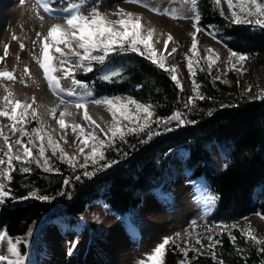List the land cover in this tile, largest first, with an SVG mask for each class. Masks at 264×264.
Wrapping results in <instances>:
<instances>
[{
    "label": "trees",
    "instance_id": "1",
    "mask_svg": "<svg viewBox=\"0 0 264 264\" xmlns=\"http://www.w3.org/2000/svg\"><path fill=\"white\" fill-rule=\"evenodd\" d=\"M220 9L221 4L216 7L213 0H196L194 14L200 17L196 26L248 59L240 68L229 67L220 74L206 64L197 65L193 80L204 99L193 94L189 97L195 102L187 107L186 91H181L168 71L138 52H111L103 63L93 61L91 72L74 71V78L90 88L92 98L127 95L151 104L153 120L180 112L183 123H152L153 134L142 132L126 136V142L117 140L105 150V160L99 165L89 163L86 169L80 167L85 162L78 161L71 167L53 156L50 148L45 152L48 171L43 160L39 166L14 161L12 179L6 183L10 195L0 202V232L14 242L19 239L22 254L34 243L42 225L67 214H84L92 203L100 202L115 216L124 217L142 204L145 193L169 194L176 178L172 155L183 148L186 180L197 184L208 200L206 225L220 223L224 228L211 235L219 241L214 249L210 251L209 245L204 251L190 247L187 249L196 251L189 250L187 258L181 251L185 248L174 239L165 247L162 264H264V252L235 225L253 213L264 217V29L235 24ZM27 127L42 125L30 120ZM213 144L223 155V167L215 162ZM106 163L110 166L102 167ZM21 167L30 171L23 172ZM85 171L90 175H84ZM43 196L49 199H40ZM210 196L216 197L212 203ZM261 231L253 234L264 239Z\"/></svg>",
    "mask_w": 264,
    "mask_h": 264
},
{
    "label": "rangeland",
    "instance_id": "2",
    "mask_svg": "<svg viewBox=\"0 0 264 264\" xmlns=\"http://www.w3.org/2000/svg\"><path fill=\"white\" fill-rule=\"evenodd\" d=\"M47 2L55 10L54 13L47 12L41 6L40 0H0V71H12L16 77L14 81L0 78V107H3L5 87L13 92L15 99L20 101L32 103V98L35 97L36 102L33 107L37 110L42 127L61 144V148L68 155L78 157L76 160L78 162H85L83 156L79 154V148L83 147L80 140L83 138L73 135L71 127L60 129L57 123L60 112L65 109L67 113L70 112V116L66 114L64 117L66 125L79 124L85 132L93 131L89 121L83 118L85 110L105 131L112 117L105 105L92 103L93 100L98 99L86 95V92H90V88L84 82L81 81L87 86L86 88L73 84L71 79L64 78L63 71L53 73L60 78L63 91L57 90L54 93L49 88L43 70L35 59L41 56L42 36L47 35L53 24L67 27L63 19L64 14L60 10L81 0H47ZM145 3L159 7L162 11L170 9L172 15H157L148 8L129 3L128 0H84V14L87 15L92 7H97L100 12L108 14L115 13L118 9L139 14L146 28L155 29L152 42L157 54L167 57L166 67L175 66V75L186 91L187 97L194 93L193 75L189 73L186 55L193 60V71L197 65L208 66L210 63L208 57L215 61L211 67L214 73L220 74L233 66L240 68L242 62H239L237 57H233L229 62L230 54L234 51L204 30L196 32L193 20L194 5L191 0H145ZM220 4L224 13L232 18L226 0H221ZM110 18L117 17L110 16ZM37 33L41 36H37ZM169 33L174 39L168 43V50L165 51L164 40ZM193 34L197 41L196 56L190 51ZM21 43L25 46L23 50L20 48ZM5 47L8 48L7 56L4 53ZM60 47L63 48V45ZM172 48H176L177 51L169 55ZM208 49L213 51L209 52ZM64 51L68 52V49L64 48ZM50 53L56 57L53 64L60 68L59 53L54 49H51ZM71 63L74 73L78 70L74 67L76 63L74 58ZM25 67L28 68L30 75H25ZM64 67L67 68L68 65ZM69 91L74 92V95H67ZM116 97L129 96L122 94ZM77 102L84 103L86 109L77 108L75 106ZM51 104L56 108L55 118L51 114L49 107ZM9 124L7 118L0 117V126H3L5 133L11 135ZM96 133L104 137L99 129H96ZM62 136L67 143L65 139H61ZM0 150L7 151L2 139H0ZM89 151L90 149H85V153ZM212 151L216 164L223 167V155L214 144ZM21 152L22 149L13 147V155ZM185 154L183 148L173 152L171 162L176 170V178L169 194L161 195L156 191L145 193L142 204L124 217L115 216L104 204L96 202L90 204L84 214H67L61 220L44 224L36 231L34 243L27 253L22 254L20 251L25 257V264H54L50 255L58 236L62 237L66 245L64 264H139L140 261H146L147 255H150L165 237L175 239L185 249L194 247L201 251L207 250L210 244L209 237L224 226L220 223L206 225L204 219L208 200L197 184L186 180V172L182 167ZM33 155L40 161L43 160L38 157L36 149H33ZM0 168H7V165H0ZM0 183L6 185L7 180L0 178ZM261 217L259 213H253L239 220L235 225L243 229L251 225L252 231L262 230L261 235H264V219ZM7 238L0 241V255H10L7 251ZM198 238L200 243H197ZM74 241L78 243L69 254Z\"/></svg>",
    "mask_w": 264,
    "mask_h": 264
},
{
    "label": "snow or ice",
    "instance_id": "3",
    "mask_svg": "<svg viewBox=\"0 0 264 264\" xmlns=\"http://www.w3.org/2000/svg\"><path fill=\"white\" fill-rule=\"evenodd\" d=\"M129 3H135L142 7L148 8L150 11L157 15H168L171 16L172 12L170 9H164L163 11L159 7H154L151 4L145 3V0H128ZM192 4H196V0H191ZM221 0H213V4L219 7ZM230 14L232 16V22L235 24H254L264 29V2L261 0H226ZM41 6L50 14L54 13L55 10L50 6L47 0H40ZM84 0L79 3H71L67 8L60 10L63 13V19L67 27L61 24H53L47 35L42 36L41 39V56L36 59V63L43 70L44 78L48 82V86L55 93L61 89L60 78L53 75L57 71L64 72V78L71 79L73 84L81 87H87L83 85L81 81L75 80L73 76L72 60L75 59V68H82L85 72H91L92 62L96 61L103 63L106 57L111 52L115 51H128L138 52L140 55L146 56L153 64H156L159 68L169 72L171 79L176 82L177 86L183 90L180 81L175 75V66L166 68L165 61L167 59L163 54L158 55L157 50L153 44L154 28H146L142 23V17L139 14L127 12L123 9H118L115 13H102L97 7H92L88 10V14H84ZM220 14L223 15L222 9ZM110 16H116V19H111ZM199 15L194 14L193 20L196 22L194 27L196 32L201 29L196 26L199 22ZM37 36H41L37 33ZM16 39V37H13ZM173 36L167 34V39L164 40L165 51L168 50V43L173 41ZM63 45V48L60 47ZM142 46V47H141ZM24 45L21 43L20 48L23 50ZM64 48L68 49V52L64 51ZM54 49L56 53H59L60 68H57L53 64V60L56 59L50 50ZM197 41L195 34H193V42L190 51L194 56L198 55L196 52ZM176 48H172L168 53L171 55L176 52ZM209 52L213 50L208 49ZM5 56L8 54V48L4 49ZM103 53V54H94ZM233 57H237L239 62H243L248 57L245 55L237 54L235 52L230 54L229 62ZM19 59V58H18ZM187 67L191 75H195L193 71V60L187 57ZM210 63L208 64L211 69L212 64L215 61L211 57H208ZM68 65L65 68V65ZM234 68V66H233ZM240 71V70H238ZM25 75H30L27 67L24 69ZM0 78L14 81L16 79L12 71H0ZM107 79L108 77H104ZM199 85L193 80L192 91L199 99H204L203 95L199 92ZM5 95L2 98L3 107H0V117L7 118L10 121L8 125L11 135L7 134L3 130V126H0V139L4 141L7 146V151H0V165H7V168H0V178L10 181L12 179L10 175L11 170H15L14 161L20 164H31L36 163L40 165V160L36 156H33V149L38 151V157L43 159L44 170H50L49 159L45 156L47 149H51L52 155L57 156L58 159L67 162L71 167H75V162L78 159L76 156L69 157L68 154L61 148L59 142L55 140L52 135L42 127H33L29 129L27 127L30 120H38L37 110L33 107L35 104V97L32 98V103L26 101H20L14 98V94L11 90L5 87ZM251 91V86H249ZM67 95L72 96L74 92L69 91ZM86 95L91 96V92H86ZM64 101H61L63 103ZM194 99L189 97L186 102L188 104H194ZM92 103L96 105H105L106 110L111 114V122L107 125V131L101 128L92 118L88 115L85 110L83 118L89 121L90 127L93 128L92 132H85V129L79 124L66 125L65 115L67 110L61 111L57 123L61 130H65L67 127H71L73 135L77 138L82 137L80 143L83 147L79 148L80 156H83L85 163L80 165L82 168H87L88 164L99 165L100 161L105 160V150L112 148L116 141L126 142L125 138L128 135H139L145 132L149 135L153 134L151 129L152 123H164L168 124L172 120H177L183 123L181 113L176 112L167 119H156L154 117V109L151 104L141 103L131 97H104L102 99L93 100ZM77 108H85L84 103L77 102L75 104ZM56 108L51 109V114L55 118ZM127 122V123H124ZM42 123V122H41ZM96 129L104 133V137L99 136L96 133ZM25 137L27 140L25 141ZM45 139L47 141L45 145ZM61 139H65L64 136ZM39 141V145H37ZM65 143L67 140L65 139ZM22 149L20 154L13 155V147ZM31 146V147H30ZM90 149L88 153H85V149ZM59 153V155H57ZM110 163L102 165V167H108ZM23 172H28V167H21ZM84 175H90L87 171ZM79 179V177H77ZM68 181H65L67 183ZM35 193H33L34 195ZM10 195V191L6 190V185L0 183V202ZM40 199L48 200L49 197L43 196ZM216 197L210 196L209 202L212 203ZM264 219V217H261ZM234 227V226H233ZM242 234L252 243L259 246V251L264 252V239L259 238L253 234L251 225L246 226L242 230ZM178 235V234H177ZM7 237L6 232H0V241L5 240ZM230 239L235 243V237L231 236ZM209 250L214 249L215 245L219 241L209 237ZM174 239L165 237L163 242L155 247L150 255H147L146 261H140L139 264H162V256L166 245L174 243ZM8 253L10 255H0V264H25V257L21 255L17 245L20 243L19 239L15 242L11 238H7ZM78 241L72 243L69 249V254L76 248ZM197 243H200L199 238ZM189 250L196 251L195 249H182L185 257ZM238 252L242 249H237ZM213 259L216 258L215 252H212ZM12 257V258H10ZM180 264H186L185 261H181ZM219 264H223V261H219Z\"/></svg>",
    "mask_w": 264,
    "mask_h": 264
},
{
    "label": "bare ground",
    "instance_id": "4",
    "mask_svg": "<svg viewBox=\"0 0 264 264\" xmlns=\"http://www.w3.org/2000/svg\"><path fill=\"white\" fill-rule=\"evenodd\" d=\"M154 17V16H153ZM153 22V20H152ZM54 104L49 105V107L52 109ZM49 109L48 107H46ZM45 108V109H46ZM47 111V110H46ZM70 113V112H68ZM70 116V114L68 115ZM58 236V235H57ZM65 242L62 241V237H57V240L54 244L52 254L50 255L54 264H64V249H65Z\"/></svg>",
    "mask_w": 264,
    "mask_h": 264
}]
</instances>
